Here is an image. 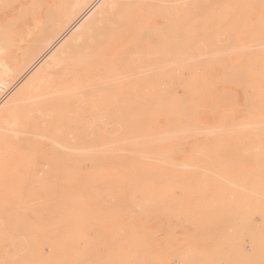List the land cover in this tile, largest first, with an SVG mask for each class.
<instances>
[{
	"label": "rangeland",
	"instance_id": "374dc122",
	"mask_svg": "<svg viewBox=\"0 0 264 264\" xmlns=\"http://www.w3.org/2000/svg\"><path fill=\"white\" fill-rule=\"evenodd\" d=\"M175 5L0 169V264H264V0Z\"/></svg>",
	"mask_w": 264,
	"mask_h": 264
},
{
	"label": "bare ground",
	"instance_id": "6f19581e",
	"mask_svg": "<svg viewBox=\"0 0 264 264\" xmlns=\"http://www.w3.org/2000/svg\"><path fill=\"white\" fill-rule=\"evenodd\" d=\"M179 1L0 0V169L26 156L44 124L131 71L149 50L139 46L177 21L170 11ZM154 70L169 74L172 65L164 59ZM140 77L148 89L162 84L147 69Z\"/></svg>",
	"mask_w": 264,
	"mask_h": 264
}]
</instances>
